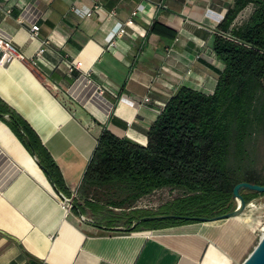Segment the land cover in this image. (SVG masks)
<instances>
[{"label": "crops", "instance_id": "obj_1", "mask_svg": "<svg viewBox=\"0 0 264 264\" xmlns=\"http://www.w3.org/2000/svg\"><path fill=\"white\" fill-rule=\"evenodd\" d=\"M234 1L0 0V40L21 55L0 52V100L35 132L72 200L66 210L37 156L8 115L0 116V264L242 262L257 242L242 215L133 229L165 201L151 203L147 195L124 208L81 186L104 128L145 145L181 86L214 91L224 67L214 34ZM251 10L249 4L234 22ZM130 17L133 24L124 25ZM32 24L39 26L34 37ZM122 25L125 32L116 34ZM74 61L81 66L70 70Z\"/></svg>", "mask_w": 264, "mask_h": 264}, {"label": "trees", "instance_id": "obj_2", "mask_svg": "<svg viewBox=\"0 0 264 264\" xmlns=\"http://www.w3.org/2000/svg\"><path fill=\"white\" fill-rule=\"evenodd\" d=\"M249 4V15L234 22ZM213 48L224 64L214 91L181 86L149 127L145 145L101 131L82 178L86 193L126 208L144 196L178 190L179 196L149 215L213 217L235 208L236 183L264 185V0H235L217 25ZM4 114L55 189L69 195L35 132L0 100ZM241 194L247 203L264 192ZM191 220L155 218L133 229Z\"/></svg>", "mask_w": 264, "mask_h": 264}, {"label": "water", "instance_id": "obj_3", "mask_svg": "<svg viewBox=\"0 0 264 264\" xmlns=\"http://www.w3.org/2000/svg\"><path fill=\"white\" fill-rule=\"evenodd\" d=\"M50 182L53 185L52 180L50 179ZM54 187V185H53ZM55 188V187H54ZM242 190H251V191H257V192H264V185L261 184H254L246 181H240L236 183L232 189V196L236 202L235 208L231 211L225 212L223 214L213 216V217H199V216H186V215H173V214H162V215H153V216H144L139 218L132 227L136 226L141 221L149 220V219H155V218H185V219H192V220H202V221H208V220H217V219H223L233 216H238L243 213V211L246 208V201L244 197L241 194ZM58 194L61 192L56 190ZM264 216V215H263ZM240 264H264V233L259 238L258 242L252 250L247 254V256L242 260Z\"/></svg>", "mask_w": 264, "mask_h": 264}, {"label": "built area", "instance_id": "obj_4", "mask_svg": "<svg viewBox=\"0 0 264 264\" xmlns=\"http://www.w3.org/2000/svg\"><path fill=\"white\" fill-rule=\"evenodd\" d=\"M97 7H99V4H95L93 6V9L88 10L85 14H90L94 9H96ZM137 12V10H133L131 12V15H135ZM111 13H113V11H111ZM133 24V19L132 17L128 18L124 25H131ZM122 25L118 28L116 34H122L123 32H125V26ZM38 30H39V26L37 24H32L30 27V36L34 37L38 34ZM42 50L40 49L39 52H41ZM0 52H2V57H5L6 59H11L13 57H21L20 54H18L14 48V46L7 40H0ZM81 66V61H74L70 64L69 69L73 70V68H77ZM97 94L101 95V91L102 88L101 87H97V89L95 90ZM144 101H149V98L146 97L144 98ZM59 198H60V203L61 205L67 210L72 206V200L69 196L63 194L62 192L59 194ZM255 206V200L252 199L250 201H248L246 203V208L247 207H254ZM83 218V216H81ZM264 233V228H262V231L259 235V238L261 237V235Z\"/></svg>", "mask_w": 264, "mask_h": 264}, {"label": "rangeland", "instance_id": "obj_5", "mask_svg": "<svg viewBox=\"0 0 264 264\" xmlns=\"http://www.w3.org/2000/svg\"><path fill=\"white\" fill-rule=\"evenodd\" d=\"M244 17H242L243 19ZM180 195V191L178 190H163L160 192H156L155 194L151 195L149 197V200L151 203L155 202H163L166 200L173 199ZM255 200V206L254 207H247L243 211L242 216L252 218V220H249V222L253 225L255 229V234L257 236V242L259 240V235L262 231V228H264V195L253 198ZM252 200V199H251ZM169 211H175L174 207L171 206L168 208ZM173 215H180L176 213H171ZM256 242V243H257ZM256 243L254 245H256Z\"/></svg>", "mask_w": 264, "mask_h": 264}, {"label": "bare ground", "instance_id": "obj_6", "mask_svg": "<svg viewBox=\"0 0 264 264\" xmlns=\"http://www.w3.org/2000/svg\"><path fill=\"white\" fill-rule=\"evenodd\" d=\"M249 220H252V218L248 217Z\"/></svg>", "mask_w": 264, "mask_h": 264}]
</instances>
